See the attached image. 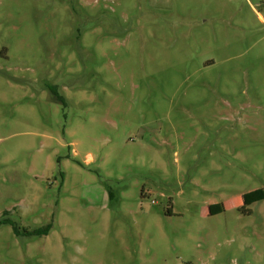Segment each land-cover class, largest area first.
<instances>
[{
    "label": "rangeland",
    "instance_id": "1",
    "mask_svg": "<svg viewBox=\"0 0 264 264\" xmlns=\"http://www.w3.org/2000/svg\"><path fill=\"white\" fill-rule=\"evenodd\" d=\"M4 212L0 264H264V0H0Z\"/></svg>",
    "mask_w": 264,
    "mask_h": 264
},
{
    "label": "trees",
    "instance_id": "2",
    "mask_svg": "<svg viewBox=\"0 0 264 264\" xmlns=\"http://www.w3.org/2000/svg\"><path fill=\"white\" fill-rule=\"evenodd\" d=\"M55 90V89H54ZM56 91V92H55ZM53 91V93L57 96L58 100L63 104L65 105V101L62 97H60V95L58 94L57 90ZM110 196V199L112 198V194L110 193L109 194ZM8 212H4L2 214L3 218L0 219V226L1 225H5V224H10L12 225L13 227V231L16 235L20 236V235H27V236H44V235H47L50 230H51V227L52 225L51 224H48L42 228H39V229H35L33 231H22L18 228V226L16 225L15 222L11 221L8 217Z\"/></svg>",
    "mask_w": 264,
    "mask_h": 264
}]
</instances>
